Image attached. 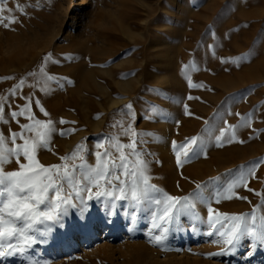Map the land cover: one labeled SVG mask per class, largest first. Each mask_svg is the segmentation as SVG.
Wrapping results in <instances>:
<instances>
[{"label":"rangeland","instance_id":"374dc122","mask_svg":"<svg viewBox=\"0 0 264 264\" xmlns=\"http://www.w3.org/2000/svg\"><path fill=\"white\" fill-rule=\"evenodd\" d=\"M86 2L71 17L66 9L69 0H39L38 7L37 0H9L8 7L16 3L32 7L26 8V15L14 9L18 20L12 25L14 30L0 26V78L38 72L41 57L52 52L60 63L49 64V73L74 82L65 83L63 90L57 89L49 96L37 92L51 119L76 122L57 123L58 129H79L66 137L56 135L53 152L62 156L77 142L92 149L98 139L117 131L110 125L127 119L117 110L131 103L136 130L156 134L155 138L145 137L150 141L147 148L153 153L148 159L160 161L151 166V182L171 195H187L195 190V184L210 180L224 184L242 166L264 157V131L258 136L254 132L264 129V122L259 119H254L251 128L237 130L243 144L218 148L209 143L206 158L194 157L180 168L171 148L173 140L180 143L197 135H203L207 142L209 134H218L224 120L239 123L237 112H264V0ZM70 26L71 34L65 39ZM245 53H250V58L242 61L240 67L220 62L221 58ZM66 56L73 59L66 60ZM191 62H195L198 71L192 70ZM162 64L167 79L158 83ZM129 73L135 74L123 78ZM188 76L203 87L189 88ZM33 82L27 78L18 96L27 94ZM15 83L17 79H0V95H6ZM189 96L199 99L189 100ZM24 102L17 98L13 107ZM153 105L163 109L164 115H154ZM185 105L191 115H185ZM20 122L25 121L21 118ZM9 128L19 130L14 122L5 125L4 131ZM249 135L254 138L249 140ZM53 152L40 151L41 163H59ZM88 159L93 161L91 156ZM15 168V163L7 166V170ZM257 174L259 179H252L249 186L264 192V165ZM216 177L220 179L214 180ZM237 191L251 203L232 199L213 207L224 213H246L260 201L244 189ZM90 203L83 217L70 210L62 226L51 224L25 259L30 257L40 264H264V248L253 249V255L248 257L247 240L234 255L208 257V253L220 250V245L211 242L217 237L206 234V223L193 228L190 216L179 228H173L165 242L167 250H162L149 243L150 217L146 212L133 221L129 211L119 204L111 209L105 203ZM197 211L206 220L205 206L198 205ZM2 264L22 262L16 257L5 259Z\"/></svg>","mask_w":264,"mask_h":264},{"label":"snow or ice","instance_id":"6c2138e0","mask_svg":"<svg viewBox=\"0 0 264 264\" xmlns=\"http://www.w3.org/2000/svg\"><path fill=\"white\" fill-rule=\"evenodd\" d=\"M8 2L9 0H0V26L6 30H14L12 25L18 22L14 9L26 15V8L32 5L16 3L13 7H8ZM209 48L211 49L212 45H209ZM250 55L245 53L243 56L221 58L220 62L240 67L241 62L248 60ZM64 59L71 60L73 57L66 56ZM59 63L60 60L54 59L53 53L48 52L41 57L38 72L29 71L24 77L18 78H0L18 80V83L9 87L6 95H0V264L5 259L16 257L21 258L22 264H40L30 257L25 259L34 245L40 242L38 237L49 231L51 224L62 226V221L68 217L70 210L78 211L83 217L91 207L92 201L105 203L111 209H115L119 204L121 208L129 211L133 221L140 213L146 212L150 217L147 233L149 243L161 246L162 250H167L165 242L169 233L174 227L179 228L189 216L193 221V228L196 224L206 223V234L217 237L211 242L220 245V250L208 253V257L234 255L244 246L245 240L248 241V257L253 255V249L264 248V192L249 186L252 179H259L257 173L264 165V157L242 166L239 172L224 184H213L210 180L195 184V190L187 195H171L151 182L154 178L151 166L153 163L159 164L160 161L148 159L153 153L147 148L150 141L145 137L155 138L156 134L136 130V114L131 103L117 110L127 117L126 120L121 119L110 125L117 131L98 139L92 149L84 142H77L69 153L62 156L53 152V139L56 135L66 137L79 130L58 129L57 123L64 125L76 122L63 118L58 122L54 121L37 96V92L44 96L52 95L57 89L63 90L65 83H74L68 77L49 73V64ZM191 67L193 71L199 70L195 62H191ZM134 74H126L123 78ZM29 77L34 81L30 85V91L18 96V91L23 89ZM187 83L189 88L203 87L202 84H194L191 76L187 77ZM17 98L25 102L13 107ZM188 99L199 97L189 96ZM33 108L44 119L38 118ZM256 111L260 112L259 109ZM152 113L163 116L164 110L153 105ZM232 114L228 112V115ZM185 115H191L187 105ZM235 115L239 118V123L229 124L224 120V126L218 129V134L214 137L209 134L207 142L203 135L186 137L180 143L173 140L171 148L177 167H182L184 163L200 155L206 158L209 143L218 148L224 147L225 144H243L245 141L239 138L237 130L251 128L254 119L264 122V112L259 115L253 111L245 115L237 112ZM21 118L24 123L20 122ZM13 122L19 130L9 128L5 132L4 126ZM207 131L204 129V132ZM262 131L264 129L254 130L257 136ZM253 138V135L248 136L249 140ZM40 151L53 152L58 156L59 163H41L38 158ZM89 156L93 157L92 162L89 161ZM12 163H15L16 168L7 170V166ZM213 179L218 181L220 178ZM210 184L213 186L209 187ZM238 189H244L260 198L259 203L254 204L250 212L224 213L213 207V204L232 199L251 203L247 196L239 194ZM198 205L205 206L206 220L197 211Z\"/></svg>","mask_w":264,"mask_h":264},{"label":"bare ground","instance_id":"6f19581e","mask_svg":"<svg viewBox=\"0 0 264 264\" xmlns=\"http://www.w3.org/2000/svg\"><path fill=\"white\" fill-rule=\"evenodd\" d=\"M169 4H178V3H181L182 2V0H166ZM87 2H86V0H69V3H68V5H67V11H68V14L72 17L74 14H75V10H76V8H78V7H80V6H83L84 4H86ZM177 6V5H176ZM66 11V10H65ZM72 26V25H71ZM71 26L66 30L67 31V33L64 35L65 36V39L67 38L68 39V36H70V34H71ZM159 69H160V74H159V76L158 77H160V79H159V82L158 83H160V82H162L163 80H166L167 78L165 77V74H166V71H165V66H163V64L159 67ZM157 71H158V69H157ZM156 73H158V72H156ZM165 148V147H164ZM163 149V148H162ZM164 151H166V149L164 150ZM165 153H167V151L165 152ZM168 156V155H167ZM168 160H169V158H168ZM171 160V159H170ZM172 163H173V161H171ZM170 162V163H171ZM168 164V163H167ZM169 165V164H168ZM171 165V164H170ZM169 165V166H170ZM171 167H174V166H171ZM170 167V168H171ZM177 168V167H176ZM175 168V169H176ZM176 170H178V169H176ZM174 171V170H173ZM97 209V208H96ZM100 210V209H99ZM98 210V211H99ZM123 215V214H122Z\"/></svg>","mask_w":264,"mask_h":264}]
</instances>
